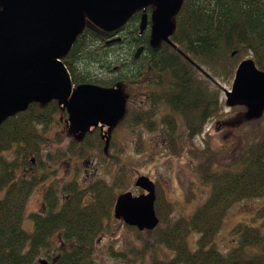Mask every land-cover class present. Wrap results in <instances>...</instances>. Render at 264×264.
<instances>
[{
	"label": "trees",
	"instance_id": "16d2710c",
	"mask_svg": "<svg viewBox=\"0 0 264 264\" xmlns=\"http://www.w3.org/2000/svg\"><path fill=\"white\" fill-rule=\"evenodd\" d=\"M126 26L131 45L118 52L121 61H114L117 55L106 49L113 40L109 39L110 33L87 24L64 58L73 84H138L145 71L152 72L157 76L158 98L152 100L147 111L142 109L144 115L149 109L155 115L154 106L165 104L172 110L169 118L175 122L176 115H182L192 135H201L208 122L226 114L225 102L220 99L223 87L216 80L229 82L239 63L248 56L264 70V0H184L171 36L179 49L172 45H165L158 52L151 49L147 65H142V61L132 62L134 47L138 46L133 33L137 21L133 19ZM98 67L102 72L115 73V77H101ZM201 69L206 77L200 74ZM62 108L55 100L47 105L33 103L0 126V264L94 263L96 240L107 229L114 204L107 184L96 182L84 189L76 181L68 182L62 188L63 200L49 187L44 195L45 210L30 214L34 230L24 227L30 195L39 183L48 179V172L37 170L36 159L32 157L41 159L45 148L46 138L38 127H47L53 114ZM242 108L247 110L245 106ZM144 115L136 119L147 123ZM263 117L264 114L260 119ZM257 120L244 114L242 122ZM151 124L149 127H153L154 123ZM262 128L261 138L237 162L223 164L218 157L208 158L200 169L211 185L208 198L190 217L182 216L162 234L160 242L174 251V255L165 253L163 258H154L149 264H264V236L253 223L244 221L234 227L236 240L228 250L219 249L215 243L231 206L248 198H264ZM93 129L92 133L102 138V132ZM88 188L89 200L85 199L87 191H84ZM252 247L261 252L247 256L246 251ZM123 254L118 252L117 256Z\"/></svg>",
	"mask_w": 264,
	"mask_h": 264
},
{
	"label": "rangeland",
	"instance_id": "374dc122",
	"mask_svg": "<svg viewBox=\"0 0 264 264\" xmlns=\"http://www.w3.org/2000/svg\"><path fill=\"white\" fill-rule=\"evenodd\" d=\"M125 34L129 35L128 28ZM95 44L100 45L98 42ZM130 45L129 37L124 46L110 49L109 45L106 49L111 53L114 51L112 55H117L114 56V61H121L123 58L118 56V52ZM145 72L138 84L125 82L120 85L128 95L127 112L117 126L109 129L107 148L106 138L100 127L96 126L98 132H102V138L97 137L95 132L93 134L92 130L85 139V135L76 134L68 122L65 108L53 114L54 118L47 127H38L45 135V148L41 159L32 157L36 159L37 170L48 172V179L36 186L28 200L24 222L28 231L34 230L30 214L45 210L44 195L49 187H53L56 197L63 200L65 195L62 188L68 182L76 181L78 187L84 189L96 182H103L111 188L114 206L121 193L132 191L134 195H141L144 192L135 185L139 176H149L156 183L157 198L154 205L160 219L156 229L153 232L140 231L124 220L116 219L112 206V216L106 222L107 229L96 240L93 264H149L154 258H163L165 253L173 256L174 251L168 249L160 239L169 226L182 216L190 217L208 198L211 185L205 181L200 172L201 167H205L209 157H218L223 164L237 162L246 149L262 135L264 117L243 124V115L246 116L247 110L241 105L229 107L226 104L225 90L232 88L235 75L229 82L215 81L223 87L220 99L225 102V116L208 122L201 135H192V130L182 115H176L175 122L174 118H169L172 110L165 104L154 106L153 110L157 112L155 115L151 113V109L144 115L145 110L142 109L146 108L147 111L152 100L158 98L155 82L157 76L152 72ZM97 73L105 79L115 77V73L102 72L100 67L97 68ZM200 74L207 76L203 69ZM143 115L148 118L147 123L144 119L140 122L136 119ZM151 122L154 123L153 127H149ZM105 129L108 130L107 127ZM169 137L174 139L170 141ZM84 191H87L85 199L89 200L90 189ZM257 210L259 211L256 213ZM258 215H264L263 197L244 199L231 206L217 233L215 243L218 248L223 251L230 248L236 240L234 227L244 221L260 227L264 236V216L257 217ZM190 237L193 238V233ZM257 250V247L248 248L247 256L261 252ZM118 252L124 253L123 256H117Z\"/></svg>",
	"mask_w": 264,
	"mask_h": 264
},
{
	"label": "water",
	"instance_id": "95a60500",
	"mask_svg": "<svg viewBox=\"0 0 264 264\" xmlns=\"http://www.w3.org/2000/svg\"><path fill=\"white\" fill-rule=\"evenodd\" d=\"M183 4L184 0H0V125L33 103L47 105L55 100L66 109L76 134L84 136L100 127L107 148L108 131L125 117L128 96L120 85L73 84L64 58L88 23L112 33L143 11V31L149 7L153 8L151 45L166 41L178 50L171 36ZM143 50L135 51L136 58ZM225 96L229 107L245 106L248 119L263 116L264 70L252 57L239 63ZM135 185L144 192L121 193L113 206L114 216L140 231L153 230L160 223L154 205L156 183L141 175Z\"/></svg>",
	"mask_w": 264,
	"mask_h": 264
},
{
	"label": "flooded vegetation",
	"instance_id": "af4514ba",
	"mask_svg": "<svg viewBox=\"0 0 264 264\" xmlns=\"http://www.w3.org/2000/svg\"><path fill=\"white\" fill-rule=\"evenodd\" d=\"M152 9L150 7L146 9V13L148 14V20H147L148 23H147V27L143 31H141V28H140V26H141V17H142L143 11H140V12L136 13L135 16L131 19V22H132L133 19H135L137 21V28L135 29V31H133V33L136 34L135 41L138 42L137 43L138 46L134 47L135 48V50L133 51L134 59H133L132 62L142 61V65H144V64L147 65V63H149L148 62V60H149L148 53L150 52L151 49H153V50L155 49L156 52H158V51H160V49L162 47H165V45H171V44L167 43L166 41L161 42V44L159 46H157V47H153L151 45V25H152L151 13H152ZM126 25L124 27H122L120 30L110 33L109 39H111V38L114 39V38H118V37L120 38L119 41H116V42L112 41V42H109L107 44V45H110V47L112 49H114L116 46H121L122 44H123L122 46H124V43H126V41L129 40L130 32H129V35L125 34V32L127 30ZM117 42L119 44H117ZM139 47H143L144 50L140 54V56L138 58H136V56H135L136 52L135 51ZM144 57H145V60L143 61ZM115 69L117 70L118 66H116ZM114 86H118V85H114Z\"/></svg>",
	"mask_w": 264,
	"mask_h": 264
},
{
	"label": "bare ground",
	"instance_id": "6f19581e",
	"mask_svg": "<svg viewBox=\"0 0 264 264\" xmlns=\"http://www.w3.org/2000/svg\"><path fill=\"white\" fill-rule=\"evenodd\" d=\"M29 107H30V106H29ZM28 109H29V108H27V110H28ZM25 111H26V110H25ZM21 112H23V111H21ZM19 113H20V112H19ZM17 114H18V113H17ZM11 117H13V116H11ZM9 118H10V117H9ZM9 118H8V119H9ZM2 124H3V123H2ZM2 124H1V125H2ZM1 125H0V126H1Z\"/></svg>",
	"mask_w": 264,
	"mask_h": 264
}]
</instances>
